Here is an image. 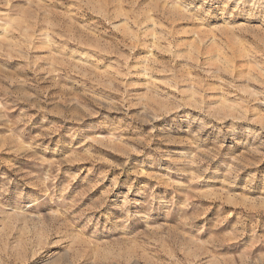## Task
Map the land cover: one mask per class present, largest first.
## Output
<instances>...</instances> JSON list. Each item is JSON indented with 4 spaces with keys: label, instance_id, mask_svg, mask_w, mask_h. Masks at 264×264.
Masks as SVG:
<instances>
[{
    "label": "rangeland",
    "instance_id": "rangeland-1",
    "mask_svg": "<svg viewBox=\"0 0 264 264\" xmlns=\"http://www.w3.org/2000/svg\"><path fill=\"white\" fill-rule=\"evenodd\" d=\"M0 264H264V0H0Z\"/></svg>",
    "mask_w": 264,
    "mask_h": 264
},
{
    "label": "bare ground",
    "instance_id": "bare-ground-1",
    "mask_svg": "<svg viewBox=\"0 0 264 264\" xmlns=\"http://www.w3.org/2000/svg\"><path fill=\"white\" fill-rule=\"evenodd\" d=\"M257 5V4H256Z\"/></svg>",
    "mask_w": 264,
    "mask_h": 264
}]
</instances>
